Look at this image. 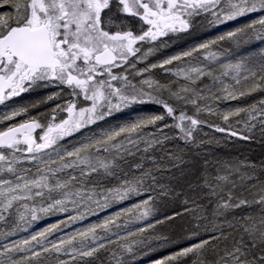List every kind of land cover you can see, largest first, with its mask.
<instances>
[{
    "label": "snow or ice",
    "instance_id": "1",
    "mask_svg": "<svg viewBox=\"0 0 264 264\" xmlns=\"http://www.w3.org/2000/svg\"><path fill=\"white\" fill-rule=\"evenodd\" d=\"M0 9V105L38 87L69 90L50 114L29 115L59 92L0 113V264H137L169 248L149 264H264V165L210 158L205 147L264 140V48L242 52L264 44V0ZM242 18L147 63L197 19L219 28ZM230 101L245 103L221 108ZM169 203L179 208L161 213ZM50 216L63 218L29 232Z\"/></svg>",
    "mask_w": 264,
    "mask_h": 264
},
{
    "label": "rangeland",
    "instance_id": "2",
    "mask_svg": "<svg viewBox=\"0 0 264 264\" xmlns=\"http://www.w3.org/2000/svg\"><path fill=\"white\" fill-rule=\"evenodd\" d=\"M7 9H0V11H5ZM247 18H242L239 21L230 22L227 25H222L219 28H210L207 26L206 22L202 21L201 19H197L194 22L193 28L189 32L184 33H178L176 37L169 38L167 42V47H162L160 51L156 52L153 55H150L148 57L147 63H156L159 60L165 58L166 56L175 54L176 52L183 51L188 47L193 46L194 44H198L202 42L205 39L211 38L215 35H217L219 32L225 31L229 28L234 27L238 23H243L244 20ZM167 38V37H166ZM260 48H264V44H257L255 47L249 46L248 49L242 50L244 51H258ZM138 67H143V65H138ZM160 70H156V74L159 77ZM34 90H38L39 92L43 93H60V99L50 101L46 104H39V107L31 108L29 115L30 116H37V114H43V113H51L53 107L57 103L63 104L68 98H69V90L68 89H61L56 86H49L47 88L45 87H38ZM26 95L22 93L18 97H14L12 100L7 101L4 105H0V113H6L11 111L12 109H15L17 107L22 106H31L33 104H37L43 99L44 97H38L36 94L31 93V91L26 92ZM253 97L247 98V102H251ZM245 101H230L227 102V104H221V108H226L228 106L235 107L238 104H243ZM158 111L156 106L154 105H147L144 106L143 112H153ZM130 113H124L119 116L120 120L127 119L129 117ZM25 117L20 116L17 117L14 121H8L7 124H12L16 122L23 121ZM0 127H3V125H0ZM39 131V130H38ZM205 132H210L209 129L205 128ZM217 137H220L222 134L215 133ZM183 147V145H181ZM208 149V156L210 158H222V159H228L233 162L239 160V161H247L253 164H256L257 166L264 165V140H261L259 135L257 134L256 139L252 141H239L233 140L230 142L228 140H222L219 145H216L215 142L211 146H205ZM187 158L190 159H199L193 155V150L188 149L187 150ZM176 175H179V173H175ZM195 177H190V179H194ZM120 207V206H116ZM116 207L109 209L110 212L115 211ZM179 208L178 204H172L169 203L167 205L161 206V213H167L171 214L174 210H177ZM107 213H102L101 215H106ZM62 216H50L46 217L44 219H41L40 221L36 222L31 229H29V232L36 231L39 229H42L43 227L50 225L52 223L57 222L59 219H62ZM95 217H92L91 220H95ZM89 221H85V223H88ZM177 223H180L179 218L177 219ZM79 225H77L78 227ZM28 235V233H20V236ZM18 237H12V239H16ZM172 249H163L157 252L152 253L149 257H144L143 259H139L137 261V264H149V261L151 259H156L161 255L167 254L168 251H171Z\"/></svg>",
    "mask_w": 264,
    "mask_h": 264
},
{
    "label": "flooded vegetation",
    "instance_id": "3",
    "mask_svg": "<svg viewBox=\"0 0 264 264\" xmlns=\"http://www.w3.org/2000/svg\"><path fill=\"white\" fill-rule=\"evenodd\" d=\"M176 36H178V35L174 34L170 38L176 37ZM164 39H165L166 42H168V40H169V38H164ZM147 47H149V45H145V50L147 49ZM45 88H47V87H45ZM64 89H67V88H64ZM25 93H24V95H26ZM31 93L36 94L38 97H44V98H46L48 95L54 94V92L53 93H43V92H39L38 90H31ZM37 133L39 134L38 130H37Z\"/></svg>",
    "mask_w": 264,
    "mask_h": 264
}]
</instances>
